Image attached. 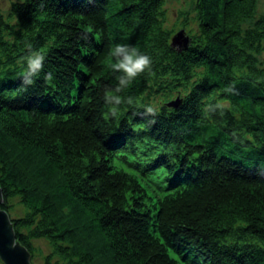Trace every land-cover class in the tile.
<instances>
[{
	"label": "trees",
	"instance_id": "trees-1",
	"mask_svg": "<svg viewBox=\"0 0 264 264\" xmlns=\"http://www.w3.org/2000/svg\"><path fill=\"white\" fill-rule=\"evenodd\" d=\"M164 7L0 9V207L32 264L36 239L50 245L42 264H264V13L257 0H194L196 31L178 49ZM117 44L152 67L113 116ZM35 51L43 69L25 86Z\"/></svg>",
	"mask_w": 264,
	"mask_h": 264
},
{
	"label": "clouds",
	"instance_id": "clouds-1",
	"mask_svg": "<svg viewBox=\"0 0 264 264\" xmlns=\"http://www.w3.org/2000/svg\"><path fill=\"white\" fill-rule=\"evenodd\" d=\"M44 59L45 55L39 51L32 52L25 57L26 69L23 71V84L25 86L34 84V77H37L43 69ZM107 66L113 72L123 73L117 77L119 83L114 92L109 91L105 95L106 103L112 105L111 115L116 116L118 106L125 102L118 93L128 88L138 76L146 71H151L152 58L148 54L139 52L135 47L117 44L110 50ZM45 79L50 80L51 73H47ZM127 103H133L131 97L127 98ZM146 113L155 115L151 107L146 109Z\"/></svg>",
	"mask_w": 264,
	"mask_h": 264
},
{
	"label": "rangeland",
	"instance_id": "rangeland-1",
	"mask_svg": "<svg viewBox=\"0 0 264 264\" xmlns=\"http://www.w3.org/2000/svg\"><path fill=\"white\" fill-rule=\"evenodd\" d=\"M11 1L13 0H0V9L4 15L9 12ZM164 11V27L169 30L171 37L180 29H184V36L196 31L194 0H165ZM259 13H264V0H257V14ZM258 57L264 63V52L259 53ZM123 167L125 166L123 165ZM149 185L152 183L150 182ZM17 206L16 202V209L13 210V213L20 212L19 206ZM34 245L33 264H42L43 256L50 250V245L45 239L34 240Z\"/></svg>",
	"mask_w": 264,
	"mask_h": 264
},
{
	"label": "water",
	"instance_id": "water-1",
	"mask_svg": "<svg viewBox=\"0 0 264 264\" xmlns=\"http://www.w3.org/2000/svg\"><path fill=\"white\" fill-rule=\"evenodd\" d=\"M189 35L184 36V29L178 30L171 37V45L178 46V49L187 47ZM169 102L170 105L177 106L181 99L176 98ZM2 196L0 192V203ZM0 262L1 264H32L31 253L27 248L15 239V233L7 212L0 207Z\"/></svg>",
	"mask_w": 264,
	"mask_h": 264
},
{
	"label": "bare ground",
	"instance_id": "bare-ground-1",
	"mask_svg": "<svg viewBox=\"0 0 264 264\" xmlns=\"http://www.w3.org/2000/svg\"><path fill=\"white\" fill-rule=\"evenodd\" d=\"M166 169V168H165Z\"/></svg>",
	"mask_w": 264,
	"mask_h": 264
}]
</instances>
